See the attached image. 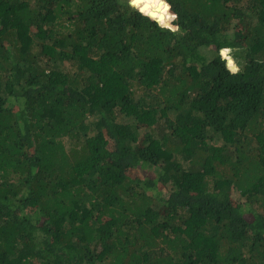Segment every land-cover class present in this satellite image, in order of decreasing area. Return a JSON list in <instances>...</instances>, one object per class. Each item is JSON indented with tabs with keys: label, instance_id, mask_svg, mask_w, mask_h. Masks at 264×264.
<instances>
[{
	"label": "trees",
	"instance_id": "1",
	"mask_svg": "<svg viewBox=\"0 0 264 264\" xmlns=\"http://www.w3.org/2000/svg\"><path fill=\"white\" fill-rule=\"evenodd\" d=\"M132 2L0 0V264H264V0Z\"/></svg>",
	"mask_w": 264,
	"mask_h": 264
},
{
	"label": "rangeland",
	"instance_id": "2",
	"mask_svg": "<svg viewBox=\"0 0 264 264\" xmlns=\"http://www.w3.org/2000/svg\"><path fill=\"white\" fill-rule=\"evenodd\" d=\"M221 52H222V50H221ZM225 55H226V56H227V55H230V54H229V49H228V52H226ZM230 56H231V55H230ZM231 58H232V56H231ZM227 65H229V67H230V64H229L228 62H227ZM231 65H235V67H236V64H234V63L231 64ZM230 69H232V68L230 67ZM232 70H233V69H232ZM154 126H156V125H153V127H154ZM147 130H148V129H145V131H147ZM152 169H153L152 167H149V170H148V171H149V175L153 172Z\"/></svg>",
	"mask_w": 264,
	"mask_h": 264
},
{
	"label": "clouds",
	"instance_id": "3",
	"mask_svg": "<svg viewBox=\"0 0 264 264\" xmlns=\"http://www.w3.org/2000/svg\"><path fill=\"white\" fill-rule=\"evenodd\" d=\"M131 2H132V0H131ZM133 3V2H132ZM134 4V3H133ZM136 5V4H135ZM137 6V5H136ZM144 14H148V13H144ZM148 15H150V14H148ZM152 16V15H151ZM154 17V16H153ZM158 19V18H157ZM222 50V49H221ZM222 53V52H221ZM223 55V54H222ZM227 59V58H226ZM232 59V61H233V58H231ZM227 62H228V59H227ZM233 63H234V61H233ZM235 64V63H234ZM236 67H237V65H236ZM238 69V67L236 68V69H233V71H235V70H237Z\"/></svg>",
	"mask_w": 264,
	"mask_h": 264
},
{
	"label": "water",
	"instance_id": "4",
	"mask_svg": "<svg viewBox=\"0 0 264 264\" xmlns=\"http://www.w3.org/2000/svg\"><path fill=\"white\" fill-rule=\"evenodd\" d=\"M231 68H232V69H236L237 67H233V66H232Z\"/></svg>",
	"mask_w": 264,
	"mask_h": 264
}]
</instances>
